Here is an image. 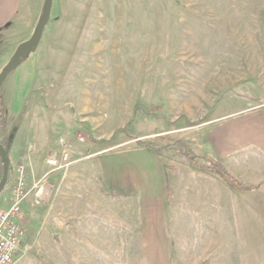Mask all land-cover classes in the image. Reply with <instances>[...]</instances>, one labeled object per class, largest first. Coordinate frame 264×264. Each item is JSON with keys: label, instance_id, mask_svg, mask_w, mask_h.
<instances>
[{"label": "rangeland", "instance_id": "obj_1", "mask_svg": "<svg viewBox=\"0 0 264 264\" xmlns=\"http://www.w3.org/2000/svg\"><path fill=\"white\" fill-rule=\"evenodd\" d=\"M43 5L44 0H27L24 17L0 30V72L12 63L17 47L31 39ZM21 62L0 86L3 144L17 113L23 112L11 164L23 159L27 149L43 150L47 159L67 146V138L86 145V151L106 152L97 161L103 172L95 177L102 197L87 189L89 221L110 214L105 200L109 189L102 179H110V169L117 168L116 178H123L117 179L120 184L133 176L139 182L134 183L136 195L129 189L130 195L118 204L122 225L118 224L117 239H124L125 233L126 240L119 243L114 259L108 247L92 257L89 244L81 260L69 259L60 249L53 254L50 235L32 222L12 264H147L151 244L138 203L172 186L173 167L187 171L186 166L219 162L208 138L213 129L264 112V0H53L37 47L25 48ZM88 158L86 153L82 159L86 171ZM7 197L8 190L0 193V207ZM92 198L102 203L101 212L88 204ZM124 203L131 212L128 218ZM178 207L165 209L163 217L166 264H191L175 257L176 234L180 225L193 230L198 246L202 230L206 231L203 221L212 213H194L203 221L188 229L183 227L185 216L193 212ZM209 230L216 234L219 229ZM259 232L261 238L255 239L253 233ZM243 233L240 264H264V222ZM105 234L109 239L108 231ZM55 238L61 243L60 234ZM192 264L207 262L199 259Z\"/></svg>", "mask_w": 264, "mask_h": 264}, {"label": "crops", "instance_id": "obj_2", "mask_svg": "<svg viewBox=\"0 0 264 264\" xmlns=\"http://www.w3.org/2000/svg\"><path fill=\"white\" fill-rule=\"evenodd\" d=\"M26 4L27 0H0V30L10 28L14 22L22 19ZM19 114L20 112L17 113ZM208 138L216 156L214 158L224 169L244 186H258L259 189L248 193L237 192L224 183L215 172L194 166H186L187 171H183V168L178 166L172 168L174 180L170 200L164 199V190L160 188L155 196L143 197L138 203V205L141 204L143 228L147 229L151 244L145 258L147 264H166L168 247L164 239L166 225L163 219L165 209L171 208L172 205H179L178 208L181 211L193 212L188 217L185 216L183 227L188 229L200 227L199 222L203 221L195 215L196 212L212 213L211 218L203 221L204 226L201 228H206V231L202 230L203 240L198 243V246H196L198 236H194L193 230L188 232L180 225L179 232L176 234L175 257L180 260L187 259L191 261V264L193 260L199 259L206 260L207 264H240L241 245L246 242L244 228H260L264 222V112L256 113L250 119H241L239 123L216 127ZM64 141L72 153L73 163L63 171L50 173V168L44 169V164L49 165L44 158V151L40 149L35 152L31 149L25 150V157L17 162L27 171L28 188L38 181L45 186L44 190L38 194L36 189L30 191L22 207L20 223L24 228H28L32 222L42 225L50 235L49 243H51L50 249L53 254L60 249L63 254L70 255L69 259L81 260L86 258L85 253L90 250L86 244H89L92 250L88 251V254L92 253L91 255H94L92 257L97 258L96 255L107 251L102 248L108 247L111 259H114V256L117 257L118 254L119 243H124L126 240L125 233L124 239H117L118 224L122 225V219L118 220L117 216L118 204H123L122 197L136 195L134 185L139 180L134 179L133 176L126 183L120 184L118 180L123 178H116L117 168L110 169V179L102 177L106 188L109 189L105 200L108 202L110 214H100L99 218L104 217V219H97L98 221L91 219L92 223L86 217V212H90L86 210L87 189L96 190V193L102 197L101 191L97 189L95 177L97 174L101 176L103 172L99 170L97 161L98 158L105 156L106 152L86 151V145L83 146L81 142L74 139L67 138ZM92 148L93 146L90 149ZM13 151L12 143L9 151L10 160V152L13 154ZM86 153H89L90 162L87 164L90 165V171H86L85 160H82ZM147 170L148 167L144 168L142 175ZM142 187L144 188V185ZM129 189L130 194H127L126 191ZM88 202L93 204L91 207L94 210L102 211V203L99 205L96 198ZM127 205L128 203H124L122 210L126 211L128 218V213L131 212H128ZM134 210L131 211L134 212ZM33 216L36 217V221L33 220ZM152 218H157L158 222L151 223ZM125 221L127 226H131L130 220ZM191 222L195 227H192ZM209 227H217L219 230L215 234L210 232ZM234 229H238V232ZM56 230H60V233ZM105 230L108 231L109 239L103 236V234L106 235ZM57 234L62 237L61 243L56 241ZM253 235H257L254 236L255 239L262 236L260 232ZM258 240L260 243L261 239ZM183 242L188 243L189 246L185 248Z\"/></svg>", "mask_w": 264, "mask_h": 264}, {"label": "built area", "instance_id": "obj_3", "mask_svg": "<svg viewBox=\"0 0 264 264\" xmlns=\"http://www.w3.org/2000/svg\"><path fill=\"white\" fill-rule=\"evenodd\" d=\"M73 161L68 149L62 148L57 153H51L47 164L52 171L68 168ZM41 181L27 185V171L21 164L13 166V178L8 187V197L0 207V264H12L14 256L25 236V228L20 223L23 204L32 189L36 194L44 190Z\"/></svg>", "mask_w": 264, "mask_h": 264}, {"label": "trees", "instance_id": "obj_4", "mask_svg": "<svg viewBox=\"0 0 264 264\" xmlns=\"http://www.w3.org/2000/svg\"><path fill=\"white\" fill-rule=\"evenodd\" d=\"M22 118H23V112H21L18 115L16 121L13 122L12 127L10 128V131L5 136V140H4L5 144H3L0 141L2 151L8 159L7 183H6L4 190L1 193L8 190L10 182L13 178V167L11 164V160L9 158V151L12 146L13 140L17 134ZM199 168L205 169L207 171L215 172L216 174L220 176V178L223 180L224 183H226L229 187H231L233 190L237 192L248 193V192H253L259 189L258 186H244L241 182H239L236 178H234L231 174H229L219 162H213V164H211L210 167H199ZM2 169L3 168H2L1 161H0V180L2 178ZM170 198H171V187L165 186L164 199L168 201L170 200Z\"/></svg>", "mask_w": 264, "mask_h": 264}, {"label": "water", "instance_id": "obj_5", "mask_svg": "<svg viewBox=\"0 0 264 264\" xmlns=\"http://www.w3.org/2000/svg\"><path fill=\"white\" fill-rule=\"evenodd\" d=\"M53 0H44V5H43V13H42V18L32 35L31 39L25 43L20 44L14 55V60L12 63L7 65L1 72H0V86L7 77V75L12 72L13 70L17 69L20 64H21V54L23 50L27 47H32L33 49L37 47L43 29L47 25L50 17V12H51V5H52ZM0 160L2 163V168H3V173H2V178L0 180V193L4 190L6 183H7V174H8V159L5 156V154L2 151L1 145H0Z\"/></svg>", "mask_w": 264, "mask_h": 264}]
</instances>
